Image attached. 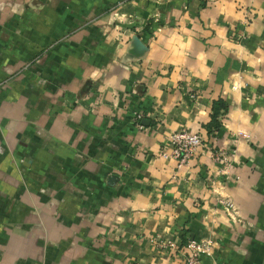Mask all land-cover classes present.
<instances>
[{
    "label": "crops",
    "instance_id": "obj_1",
    "mask_svg": "<svg viewBox=\"0 0 264 264\" xmlns=\"http://www.w3.org/2000/svg\"><path fill=\"white\" fill-rule=\"evenodd\" d=\"M188 236L264 264V0H0V264H181Z\"/></svg>",
    "mask_w": 264,
    "mask_h": 264
},
{
    "label": "built area",
    "instance_id": "obj_2",
    "mask_svg": "<svg viewBox=\"0 0 264 264\" xmlns=\"http://www.w3.org/2000/svg\"><path fill=\"white\" fill-rule=\"evenodd\" d=\"M169 153L162 156H167L175 160L177 163H184L194 156V154L203 148V140L196 132H190L185 129H179L171 132L168 136ZM209 156L218 163H224L226 157L222 152L208 151ZM228 214H234L235 209L232 203L228 200H223ZM209 241L205 239H195L187 237L182 245L183 261L181 264H200V257L207 254L209 251Z\"/></svg>",
    "mask_w": 264,
    "mask_h": 264
},
{
    "label": "trees",
    "instance_id": "obj_3",
    "mask_svg": "<svg viewBox=\"0 0 264 264\" xmlns=\"http://www.w3.org/2000/svg\"><path fill=\"white\" fill-rule=\"evenodd\" d=\"M212 109L213 110H212L211 116H212V119H215L219 109L224 110L225 109V105L220 99H218L217 101L214 102ZM213 124L216 126V123H215L214 120H213Z\"/></svg>",
    "mask_w": 264,
    "mask_h": 264
}]
</instances>
